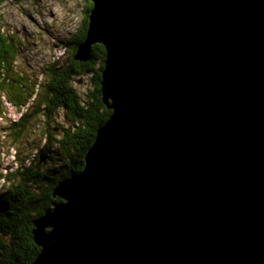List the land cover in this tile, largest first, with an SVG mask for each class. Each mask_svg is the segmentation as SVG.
I'll return each mask as SVG.
<instances>
[{"label":"water","instance_id":"water-1","mask_svg":"<svg viewBox=\"0 0 264 264\" xmlns=\"http://www.w3.org/2000/svg\"><path fill=\"white\" fill-rule=\"evenodd\" d=\"M91 1L113 113L32 264H264V0Z\"/></svg>","mask_w":264,"mask_h":264},{"label":"trees","instance_id":"trees-1","mask_svg":"<svg viewBox=\"0 0 264 264\" xmlns=\"http://www.w3.org/2000/svg\"><path fill=\"white\" fill-rule=\"evenodd\" d=\"M80 1L84 5L83 24L77 35L62 46L66 51L72 48L73 54L64 65L54 64L46 68L42 92L37 91L38 81L19 73L17 63L23 46L17 33L4 29L0 18V103L5 97L18 111L28 108L9 127L14 141H18L21 133L39 118L51 126L60 111L71 125L59 133L48 127L42 134L44 146L36 160L29 161V165L27 161H21L20 171L13 173L12 179L4 178L10 183L15 180L17 184L0 193V264H32L37 260L41 248L34 240V222L53 204L63 202L54 198L55 188L60 182L84 171L86 157L97 133L113 113L104 104L102 96L106 49L96 45L91 61L75 60L80 45L87 39L94 8L91 0ZM4 2L0 0V5ZM83 76H92L93 87L84 102L73 87L74 79ZM42 156L47 161H42ZM49 162H54V166L46 172L44 169ZM64 165L67 166L66 173L61 170Z\"/></svg>","mask_w":264,"mask_h":264},{"label":"rangeland","instance_id":"rangeland-1","mask_svg":"<svg viewBox=\"0 0 264 264\" xmlns=\"http://www.w3.org/2000/svg\"><path fill=\"white\" fill-rule=\"evenodd\" d=\"M83 2L80 0H35L18 2L5 0L0 5V18L6 31L15 32L23 46L17 67L19 73L38 81V90L42 92L46 82L45 70L54 64L64 65L73 54L72 48L66 51L63 44L77 35L83 24ZM73 87L84 102L92 91V76L75 78ZM18 111L7 98L0 103V193L3 194L15 180L5 181V177L12 179L13 173L20 171L21 161L36 160L44 146L42 134L46 129H55L58 133L71 125L66 120L64 112L60 111L51 126L45 124L43 118L33 121L21 133L18 141H14L10 126L17 122L27 110ZM54 163V162H53ZM46 165V172L54 164ZM67 172V166L61 167ZM46 189V187H45Z\"/></svg>","mask_w":264,"mask_h":264},{"label":"clouds","instance_id":"clouds-1","mask_svg":"<svg viewBox=\"0 0 264 264\" xmlns=\"http://www.w3.org/2000/svg\"><path fill=\"white\" fill-rule=\"evenodd\" d=\"M12 105V104H11ZM24 112V111H23ZM58 199H60V198H58ZM54 205V204H53Z\"/></svg>","mask_w":264,"mask_h":264}]
</instances>
